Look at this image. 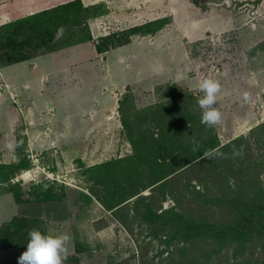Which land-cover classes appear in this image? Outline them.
<instances>
[{
    "label": "rangeland",
    "instance_id": "1",
    "mask_svg": "<svg viewBox=\"0 0 264 264\" xmlns=\"http://www.w3.org/2000/svg\"><path fill=\"white\" fill-rule=\"evenodd\" d=\"M67 1L72 2L0 0V25L22 18L31 11L38 12ZM82 2L86 6L105 2L107 6L110 2L115 11L90 21L94 40L132 28L146 19L170 18L171 23L155 36L135 37L132 43L112 49L109 55L98 54L94 42H86L65 47L33 64L26 62L3 68V77L14 92L7 100V83L0 78V91L4 93L0 96V164L15 157L19 160V156L27 155L28 159L33 149L27 144L28 140L21 144L23 154L15 149L16 139L25 137L27 130L17 108L26 111L30 105H36L33 111L36 126L30 135L32 146L44 152V163L62 178L49 186L30 181L11 183L20 185L25 198L31 197L29 192L35 187H53L59 195L63 194V199L17 204L11 198H1L0 227L19 213L22 214L19 216L42 219L47 222L49 234L70 237L68 255L75 253L77 243L85 248L79 255L83 264H232L241 259L248 260V264H264V247L260 241L246 249L228 245L221 253H212L207 263H202L197 252L216 251V247L190 244L182 258L177 250V240L168 241L166 233L162 236L141 217L147 202L140 207L137 201L151 195L161 200L162 194H157L152 187L131 198L130 194L136 190L132 187L134 182L127 180L120 165L115 164L129 158L137 159L120 109L122 97L130 87L132 98L127 108L134 115L133 119L138 120L136 127L142 124L144 117L154 115L151 108H159V104L182 96L173 106L169 122V128L177 125L178 132L174 135L178 134L175 139L178 145L190 135L198 138L197 143L200 138L208 141L217 137L220 147L233 145L226 152V161L219 158L221 165L226 167L215 169L217 162L206 166L198 164L192 170L170 178L172 182L168 180L164 208L175 206L177 199L189 215L225 221L229 218L226 204L224 200L221 205L214 203L217 198L224 194L228 197L231 190L244 191L256 179L264 186V133L252 134L255 128L264 124V0ZM126 5L132 11L125 17L127 21L119 25L116 22ZM205 6L208 7L206 11L203 10ZM138 14L140 20L137 22L132 15ZM106 64L108 69H105ZM177 77L179 79L174 81ZM207 77L218 80L221 85L216 107L222 120L214 128L201 123V110L197 104L202 96L199 83ZM3 86L5 90H2ZM245 92L250 94L248 101L243 98ZM186 109L190 119L199 121L198 125L182 127L180 123ZM99 110L113 118L111 128L106 129L104 124L98 123V117L91 121L92 113L98 111L100 114ZM38 117L44 121L42 126L38 125ZM48 130H51L49 135ZM260 138L262 144L257 143ZM233 148L241 155L233 157ZM52 150L55 151L51 153ZM178 151L177 148L173 153L176 158L182 156V150ZM164 154L169 159L173 155H168L167 151ZM5 155L13 157L6 158ZM112 163L116 169L107 172L112 168L108 164ZM114 184L118 186L113 189L117 192L110 197L109 191ZM4 185L9 189L11 184ZM122 188L128 193L123 194ZM10 195L13 198L12 193ZM113 200L117 203L126 200V206L132 209L129 215L128 209L123 213L127 217V226L106 208L105 204ZM23 252L20 249L0 250V264H18V257ZM189 253L195 254L194 257Z\"/></svg>",
    "mask_w": 264,
    "mask_h": 264
},
{
    "label": "trees",
    "instance_id": "2",
    "mask_svg": "<svg viewBox=\"0 0 264 264\" xmlns=\"http://www.w3.org/2000/svg\"><path fill=\"white\" fill-rule=\"evenodd\" d=\"M196 4L200 6L199 2ZM203 10H208V7H203ZM108 11L105 4L85 6L82 0H74L0 25V69L30 62L56 53L65 47L86 42H94L97 53L104 55L112 49L129 45L135 37L155 36L171 23L170 18L158 19L94 40L90 30V21L93 18L108 15ZM61 30L64 31L63 35H60ZM129 88L122 97L120 109L123 115L122 123L137 159L129 158L127 161H118L115 164L120 165L121 172L127 180L131 179L134 182L132 187L136 190L130 194L131 198L141 195L152 187L157 194H162L161 200L155 199L151 195L143 196L137 201L139 206L147 202L145 207L140 206L143 207L144 212L137 209L143 212L141 217H144V222H150L151 228H156V231L160 232L162 236L166 233L168 241L177 240L176 246L181 257L190 244L195 247L196 245L216 247V251L201 250V253L197 250L202 263H207L212 253H221L228 245L235 244L238 249H246L255 241H260L264 247V186L257 179L244 191L231 190L228 197L224 194L217 198L216 202L213 200L218 205H221V200H224L226 211L229 214V218L225 221H211L205 215L197 217L189 215L184 211L185 206L177 199H175V206L164 208L163 203L167 202L168 198L166 194L169 191L167 189L168 182H172L170 178L179 173L188 172L198 164L206 166L217 162L214 166L215 169L226 167L224 164L221 165L220 157L207 159L203 157V153L209 149H219L226 154L230 146L233 145L220 147L217 137L215 140L208 139L210 143L200 138L198 150L194 152L192 141L198 138H193L192 135L183 144L179 143L178 145L175 140L178 139V134L174 135V132H178L177 125L169 128V122L174 112L173 106L178 102L177 100L183 98L182 96L179 99L176 97L172 101L168 100L165 104H159V108H151L154 115L144 117L142 124L136 127L135 124L138 120L133 119L134 115L127 108L132 98V91ZM165 106L167 107L165 108ZM184 114L185 117L180 123L182 127L190 128L192 124L194 126L199 124V121L190 119L188 109L184 111ZM143 124L146 125V128L143 127ZM259 132L264 133V124L255 128L252 134ZM207 138H211V136ZM26 140V137L16 139L15 149L21 154L24 151V146L21 144H26ZM262 142L261 138L257 141L258 144H262ZM177 148L179 151L182 150V156L176 158L173 153ZM164 151H167L168 155L173 154L170 159L169 156H164ZM20 157L15 163L0 164V182L11 184L9 190L15 202L22 204L61 201L63 194L59 195L53 187L48 189L35 187L29 192L31 197L25 198L20 185L11 183L18 175L17 173L31 168V161L26 156ZM221 160L226 161L224 158ZM115 164H108L112 168H108L107 172L115 170ZM4 170L8 172L3 173ZM114 176L115 174L112 173V178ZM115 185L117 184H114L109 191L110 197H114L117 192L114 191L118 188ZM121 192L128 193V190L122 188ZM124 201L117 203L113 200L112 203L105 205L108 210L114 212L122 225L127 226V217L125 218L123 213L128 209L129 215L132 209L130 206H126L127 201ZM136 207L138 208V206ZM32 229L49 234L46 221L39 218L14 216L0 227V250L21 249L26 251L29 241L28 233ZM84 250L85 248L77 243L75 253L68 255L65 264H83L79 255ZM192 253L189 254L194 257L195 254ZM247 261L241 259L232 264H248ZM191 262L194 261L191 260Z\"/></svg>",
    "mask_w": 264,
    "mask_h": 264
},
{
    "label": "clouds",
    "instance_id": "3",
    "mask_svg": "<svg viewBox=\"0 0 264 264\" xmlns=\"http://www.w3.org/2000/svg\"><path fill=\"white\" fill-rule=\"evenodd\" d=\"M199 91L202 96L197 104L201 110V123L208 128H214L221 123L222 115L216 107L218 95L221 93V85L212 77L204 78L199 83ZM245 101L250 99V94H243ZM193 151L198 150V143L193 139ZM241 155V152L233 148V157ZM203 157L212 159L216 157L226 158V154L219 149H209L203 153ZM29 241L27 249L18 257V264H65L69 250L67 244L70 237L67 234H43L38 229H32L28 233Z\"/></svg>",
    "mask_w": 264,
    "mask_h": 264
},
{
    "label": "crops",
    "instance_id": "4",
    "mask_svg": "<svg viewBox=\"0 0 264 264\" xmlns=\"http://www.w3.org/2000/svg\"><path fill=\"white\" fill-rule=\"evenodd\" d=\"M72 1H74V0H72ZM112 1V0H111ZM128 1H130V0H128ZM67 2H70V1H67ZM67 2H65V3H67ZM110 2H107V7H108V10L110 11V12H115V11H113V8H111V6H110V4H109ZM62 4H64V3H62ZM84 4V3H83ZM60 5V4H59ZM85 5V4H84ZM105 5H106V2H105ZM86 6V5H85ZM129 6H127L126 5V7H125V9H124V11L122 12L123 14L120 16L121 18H118V21L116 22L117 24H119V25H121L122 23H123V21L125 20V21H127V18H125L128 14H129V11H132V9H129L128 8ZM143 7V5H141L140 6V8H142ZM51 8H53V7H51ZM139 8V9H140ZM47 9H50V8H46V9H43V10H41V11H44V10H47ZM41 11H38V12H33V11H31V12H29L28 14H26V16H30V15H32V14H35V13H39V12H41ZM127 11H128V13H127ZM108 15H109V13H108ZM26 16H24V17H26ZM132 17H134V19L138 22L139 20H140V15L138 14V15H132ZM136 17V18H135ZM23 18V17H22ZM8 20V19H7ZM156 20H158V19H156ZM10 21H13V20H10ZM9 20H8V22H10ZM152 20L150 19V20H145V21H140L139 22V24H137V25H135V26H140V25H143V24H145V23H147V22H151ZM153 21H155V19L153 20ZM8 22H6V23H8ZM153 41V43H154V39L152 40ZM184 49H186L185 47H184ZM109 53L110 52H107L106 53V55H109ZM54 54V53H53ZM49 55H51V54H49ZM46 56H48V55H46ZM45 57V56H44ZM40 58H42V57H40ZM40 58H38V59H40ZM106 58H107V56H106ZM38 59H35V60H33V62L32 61H30V62H28V63H34V62H36ZM107 60H108V58H107ZM107 63H108V61H106ZM108 69V64H106L105 65V69ZM2 70L3 69H0V78L2 79V81L3 82H6L7 83V89L5 90V88H4V86L2 87L3 89L2 90H5V91H7L6 92V95H5V97H6V99L7 100H9V96L11 95V92L13 91L12 90V87H11V85L5 80V78L3 77V73H2ZM44 80H45V78H43ZM179 79V77H177L176 79H174V81H177ZM131 86V85H130ZM14 92V91H13ZM9 94V95H8ZM4 95V93L2 94V91H0V96H3ZM0 100L2 101V98L0 97ZM0 101V102H1ZM6 101V100H5ZM25 105H27V104H25ZM36 105L35 106H32V105H30V107H28L27 108V110L25 111V109H23V108H17L18 109V111H19V118L20 119H22V120H24L25 121V124H26V132H25V137L27 138V140H28V142H27V144H29V146L30 147H32L33 149H31V151H34V152H36V153H41V154H44V152L42 151V150H37V149H35L34 148V146H32V142H31V140H30V135H31V129L33 128V127H35L36 125H34L33 123H34V119H33V111H34V109H36ZM106 109V108H105ZM13 111V110H12ZM99 112H100V114L98 113V111L97 112H94V113H92V115H91V117H92V119H91V121H96V118L98 117V123H100V124H104L105 126H106V129H108V127H112L114 124L112 123V117L110 116V115H108L107 113H105L104 111L103 112H101V110H99ZM52 113L54 114L55 112H53L52 111ZM44 114V113H43ZM99 114V115H98ZM13 116H14V112H13ZM38 121H39V123H38V125L39 126H42V124L44 123V121H42V119L40 118V117H38ZM110 127V128H111ZM29 128V129H28ZM109 128V129H110ZM12 131H13V128H12ZM51 132V130H48V135H49V133ZM8 135H11L10 134V132H9V134ZM55 150H52L51 151V153H53ZM43 152V153H42ZM54 154H56V152L54 153ZM50 155H52V154H50ZM27 156V155H26ZM5 157L6 158H10V157H13L12 155H10L9 157H7L6 155H5ZM11 162H17V159H16V157L15 158H13V159H11V160H5L4 161V164H9V163H11ZM19 175V174H18ZM14 180V179H13ZM13 182V181H12ZM8 193V194H7ZM11 193H10V191H9V189H6L5 188V185L4 184H2V183H0V199L1 198H7V199H9V198H11V201H15L12 197H11V195H10ZM14 203H16V202H14ZM16 205V204H15ZM22 205H18L17 207H21ZM21 209V208H20ZM21 213H19V215H20ZM22 215V214H21ZM16 216V215H15ZM21 250V249H20ZM23 251V250H22Z\"/></svg>",
    "mask_w": 264,
    "mask_h": 264
},
{
    "label": "built area",
    "instance_id": "5",
    "mask_svg": "<svg viewBox=\"0 0 264 264\" xmlns=\"http://www.w3.org/2000/svg\"><path fill=\"white\" fill-rule=\"evenodd\" d=\"M42 156L41 153L31 151V153L28 154V159L32 164L31 168L27 171H23L22 174L15 177L13 183L18 184L21 183V181H30L36 184L45 183L49 186L54 184L55 181H60L59 179L62 178V176L53 171V168H51L50 165L45 164Z\"/></svg>",
    "mask_w": 264,
    "mask_h": 264
},
{
    "label": "water",
    "instance_id": "6",
    "mask_svg": "<svg viewBox=\"0 0 264 264\" xmlns=\"http://www.w3.org/2000/svg\"><path fill=\"white\" fill-rule=\"evenodd\" d=\"M63 32H64V31H63V30H61V31H60V35H63Z\"/></svg>",
    "mask_w": 264,
    "mask_h": 264
}]
</instances>
